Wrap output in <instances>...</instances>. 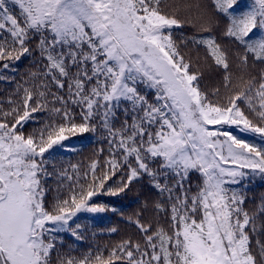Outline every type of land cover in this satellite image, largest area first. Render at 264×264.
Wrapping results in <instances>:
<instances>
[{
	"label": "snow or ice",
	"instance_id": "6c2138e0",
	"mask_svg": "<svg viewBox=\"0 0 264 264\" xmlns=\"http://www.w3.org/2000/svg\"><path fill=\"white\" fill-rule=\"evenodd\" d=\"M0 82V264H264V194L246 207L264 184V0H0ZM85 134L107 147L58 167ZM145 179L132 215L94 199ZM83 213L139 238L74 254L62 234L84 241Z\"/></svg>",
	"mask_w": 264,
	"mask_h": 264
},
{
	"label": "trees",
	"instance_id": "16d2710c",
	"mask_svg": "<svg viewBox=\"0 0 264 264\" xmlns=\"http://www.w3.org/2000/svg\"><path fill=\"white\" fill-rule=\"evenodd\" d=\"M211 0H203V3L210 5ZM203 57L204 53H200ZM18 72L10 73L16 75L17 80H22L25 75V72L31 67L28 59L22 58L18 63ZM219 76H210L206 72L202 86L211 89L212 87L219 85ZM11 89L12 85H5L3 82H0V101H3L2 90L4 88ZM223 91V89H222ZM36 127L35 124L26 125V128L31 131L32 128ZM69 147H73L75 151H66L59 150L56 163L58 167H67L69 163L76 164L80 163L83 166H86L89 160L92 158L93 153L100 147L106 148L107 145L103 144L101 141L97 140L91 134H85L83 136H77L71 138L69 141L65 142ZM51 183V181H50ZM264 194V186H250L248 191L249 202L246 204V207L252 206V199H259V197ZM155 197V192L150 188L145 179L143 182L136 184L132 191L128 192L126 195L121 197H106L100 195L95 198L97 202L110 203L111 205L117 207L125 213V215H132L133 213L140 211L142 205L146 201H150ZM146 218L153 219L154 213L148 211L145 213ZM78 222L88 225V228L85 230L86 239L84 241H74V238L67 234L64 235L65 239L74 244L78 249L77 253L85 252L89 249L95 250L99 247L101 250L107 251L115 244L119 243L121 240L128 237L139 238V234L134 225L129 224L124 221L120 216L113 213H104L100 216H93L91 214H81ZM163 223V221H161ZM117 227L118 232L110 233L106 229L110 227ZM95 233V235H93Z\"/></svg>",
	"mask_w": 264,
	"mask_h": 264
},
{
	"label": "rangeland",
	"instance_id": "374dc122",
	"mask_svg": "<svg viewBox=\"0 0 264 264\" xmlns=\"http://www.w3.org/2000/svg\"><path fill=\"white\" fill-rule=\"evenodd\" d=\"M231 131H233L234 132V134H237V135H241V136H245L246 135V138H248V139H254V140H256L257 142H259V138L258 137H252L251 136V134H241V133H239V131L237 130V129H235L234 127L232 128V129H230ZM254 186H257V185H263L264 186V184H261V183H259V182H257V183H255V184H253ZM252 185V186H253ZM96 198V197H95ZM94 198V199H95ZM84 214H87V213H84ZM91 215H93V214H91ZM101 214H98V215H93V216H100Z\"/></svg>",
	"mask_w": 264,
	"mask_h": 264
}]
</instances>
